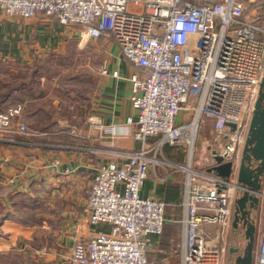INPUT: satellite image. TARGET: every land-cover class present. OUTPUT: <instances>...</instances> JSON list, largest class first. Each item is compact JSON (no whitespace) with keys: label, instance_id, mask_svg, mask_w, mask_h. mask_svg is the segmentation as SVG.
I'll return each mask as SVG.
<instances>
[{"label":"built area","instance_id":"obj_1","mask_svg":"<svg viewBox=\"0 0 264 264\" xmlns=\"http://www.w3.org/2000/svg\"><path fill=\"white\" fill-rule=\"evenodd\" d=\"M0 12L26 19L43 13L82 28L91 40L107 36L133 67L136 120L129 116L127 123L135 124L140 146L99 166L83 209L91 224L105 227L78 239L66 264H157L149 252L153 236L164 231L166 202L142 196L140 188L156 164L167 162L157 157L165 144L185 146L188 154L189 163L174 165L185 173L180 264H223L237 175L191 162L204 114L214 117L219 135L235 139L238 152L244 144L264 74L259 16L243 0H0ZM189 104L192 119L178 121ZM25 106L17 101L0 110V130L28 131ZM228 121L236 123L234 132ZM257 234L255 264H264V203Z\"/></svg>","mask_w":264,"mask_h":264},{"label":"crops","instance_id":"obj_2","mask_svg":"<svg viewBox=\"0 0 264 264\" xmlns=\"http://www.w3.org/2000/svg\"><path fill=\"white\" fill-rule=\"evenodd\" d=\"M248 2L251 8L246 6L247 11L258 15L264 26V0ZM0 19V72H8L0 75V109L22 101L27 106L24 122L53 118L51 124L41 122L42 126L26 136L15 130H0V264H66L78 239L88 238L105 227L91 224L83 209L99 166L140 146L132 134L135 124L127 123L129 116L136 120L130 99L133 67L118 45L103 36L96 40L105 54L101 64H87L91 71L81 74L77 81L66 73L64 77L69 82L58 75L51 90L37 94V84H45L41 81L43 76L37 83L36 67L32 64L49 56L71 57L77 43L88 34L43 13L26 19L0 12ZM21 76L24 77L20 80ZM33 77L34 81H30ZM58 80L64 86L62 90L54 87ZM48 98L51 111L41 104ZM193 108L190 104L183 107L178 121L191 120ZM95 120L115 132L96 129L92 123ZM213 120V116L204 114L200 122L196 136L199 143L194 146L191 162L197 169L210 168L212 149L220 148L222 139L229 135L216 132L214 136ZM201 126L204 129L200 133ZM151 140L156 142L158 137ZM242 148L243 145L239 152ZM157 157L167 162L156 164L140 188L142 196L166 202L164 231L153 236L149 258L157 264H180L185 173L174 165L189 163L187 149L165 144ZM237 232L233 227L227 231L229 249L223 264L234 260L230 248L239 243Z\"/></svg>","mask_w":264,"mask_h":264},{"label":"water","instance_id":"obj_3","mask_svg":"<svg viewBox=\"0 0 264 264\" xmlns=\"http://www.w3.org/2000/svg\"><path fill=\"white\" fill-rule=\"evenodd\" d=\"M227 125L231 132L237 129L234 122L228 121ZM211 157L213 164L209 171L226 177L233 172L237 175L238 190L231 225L239 232V243L230 248L234 254L231 264H254L257 235L255 212L264 199V74L242 151H237V144L231 152L222 153L213 148Z\"/></svg>","mask_w":264,"mask_h":264},{"label":"rangeland","instance_id":"obj_4","mask_svg":"<svg viewBox=\"0 0 264 264\" xmlns=\"http://www.w3.org/2000/svg\"><path fill=\"white\" fill-rule=\"evenodd\" d=\"M245 5L247 6L248 9H249V7L251 8V5L249 4L248 1L245 2ZM51 18H53V17H51ZM53 19H55V18H53ZM85 37L86 38H84L82 41L77 43L76 52H74L71 57H66V56L51 57V56H49L45 59H42L41 61H38V63L34 62L35 64L34 63L32 64V66H34V65L37 67L39 66L40 71L36 72L35 77L38 80H40L42 78L41 76H43L41 81H43L45 84L44 86L37 84V87L35 89V92L37 94L42 93L44 95L45 91L51 90V87L55 83V79L57 78L58 75L60 76L61 80L67 79V82H69V78L64 77V75H65L64 73H66V74L71 76V80L77 81L78 77H80L81 74L89 72L90 67L87 66V64H89L90 66H92V65L97 66L103 62L105 54L101 50H99L98 46L96 45L98 41L90 40L89 39L90 37H88V35H85ZM32 69H33V67H32ZM0 75H8V72L2 71V72H0ZM23 77L24 76H21L20 80L23 79ZM24 79L25 80L28 79V76L26 74H25ZM38 80H37V83H39ZM61 80L56 81V85L54 86L56 89H61V90L63 89L64 86H62V83H60ZM45 100L46 101H42L41 104L44 107H46L47 110L51 111V109H52L51 99L48 98ZM15 102H17V101H15ZM12 103H14V102H12ZM11 104H9V105H11ZM26 108H27V106H25L23 116L26 113L25 112ZM74 108H75V106L73 105L72 109L74 110ZM65 114H67V113L65 112ZM49 115H51V113H49ZM23 116H22V118H23ZM47 116H48V114H47ZM71 119L73 120V117ZM41 122H44L46 124H51L53 122V118H51V116H49V117L45 116L43 118L32 119L31 123L25 122L28 126V131H26V132H19L17 130H15V131L19 132L23 136H26L28 133H31L32 131L37 130V127L42 126V124H40ZM213 123H214V120H213ZM210 125H211L210 127H213L212 123H210ZM203 129H204V126H201L200 133L203 131ZM211 132L214 136L215 135L217 136L214 128H211ZM197 138L195 140L194 146H196V145L198 146L199 140L197 141ZM196 150H197V148H196ZM196 154H197V152L195 151V155ZM262 206H263V204H261L259 209L255 212V219L257 222V227H258V222H259V217H260ZM257 244H258V234L256 235V240H255V253H256Z\"/></svg>","mask_w":264,"mask_h":264},{"label":"flooded vegetation","instance_id":"obj_5","mask_svg":"<svg viewBox=\"0 0 264 264\" xmlns=\"http://www.w3.org/2000/svg\"><path fill=\"white\" fill-rule=\"evenodd\" d=\"M223 142L220 146V148H217L220 152L224 153V152H231L234 149V146L236 145V141L233 137H224ZM238 233V232H237ZM236 236L239 239V233L236 234Z\"/></svg>","mask_w":264,"mask_h":264},{"label":"trees","instance_id":"obj_6","mask_svg":"<svg viewBox=\"0 0 264 264\" xmlns=\"http://www.w3.org/2000/svg\"><path fill=\"white\" fill-rule=\"evenodd\" d=\"M243 1H246V2H247L248 0H243ZM37 63H38V62H37ZM35 67H36V71H35L34 73L36 74L37 71H40V68H39V66H38V67L35 66ZM34 79H35V78L33 77V78L30 79V81H34ZM37 80H38V79H37ZM10 86H11V85H10ZM0 110H3V109H0Z\"/></svg>","mask_w":264,"mask_h":264}]
</instances>
